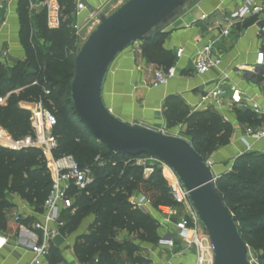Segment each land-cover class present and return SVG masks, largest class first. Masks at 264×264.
Returning <instances> with one entry per match:
<instances>
[{"label":"trees","instance_id":"obj_1","mask_svg":"<svg viewBox=\"0 0 264 264\" xmlns=\"http://www.w3.org/2000/svg\"><path fill=\"white\" fill-rule=\"evenodd\" d=\"M46 2L48 0H39ZM62 9L61 26L49 30L45 13L39 14V33L48 47H41L32 38V22L27 0H20V42L25 61L11 70L0 63V98L11 94L7 105H0V127L14 139L33 135L31 114L20 103L42 102L54 115L57 124L53 134L58 140L55 159L73 156L80 169L89 168L93 179L83 189L72 186L67 198L75 201L61 215L64 236L74 233L84 219L93 215L94 223L87 234L74 244V253L80 264H118L115 255L126 252L133 264H151L141 257L140 248L130 241L119 242L117 231L125 230L141 243L158 244L159 222L130 203L132 194L140 189L154 194L153 208L175 206L161 170H155L147 179L142 177L140 166L125 165L128 156L112 153L80 122L71 101V81L74 62L78 54L77 31L73 25L76 0H57ZM257 22L247 21L243 28ZM264 41V34L261 35ZM164 34L142 42L141 52L160 70H168L175 56L163 48ZM264 53V44L262 47ZM264 79V78H263ZM19 90L18 93H14ZM163 114L167 129L185 126L183 133L197 153L207 162L219 148L229 145L233 128L212 110L191 112L176 96L166 99ZM242 124L260 126L264 120L254 112H238ZM100 162H96L97 158ZM145 158V156L140 157ZM216 189L239 226L249 249L256 253L257 264H264V154L246 153L234 161L230 173L219 177ZM52 188V174L42 152L26 149L20 152L0 147V231H16L30 227L31 218L11 223L6 210L13 208L7 193L16 194L34 205L37 213L43 208ZM49 264H65L58 248L49 245Z\"/></svg>","mask_w":264,"mask_h":264},{"label":"crops","instance_id":"obj_2","mask_svg":"<svg viewBox=\"0 0 264 264\" xmlns=\"http://www.w3.org/2000/svg\"><path fill=\"white\" fill-rule=\"evenodd\" d=\"M81 1L86 5V10L78 14L75 11L73 15V25L77 35L89 33L93 27L87 7L91 6L108 15L127 0H76V4ZM19 3L20 0H12L10 5L0 11V19L4 23L0 34L1 61L2 53L13 52L14 46L17 52L25 55L20 42ZM242 5V0H199L161 31V34L165 35L163 48L175 56L173 66L178 72V76L170 80L167 85L153 87L155 71L160 69L150 64L143 55L141 43L139 46L127 49L116 59L104 86L105 104L112 115L119 120L165 133L175 131L177 134L175 136L185 139H187L183 135L185 126L167 129L163 107L168 97L176 96L191 112L212 110L219 114L231 124L233 131L229 145L217 149L209 159L212 162L213 174L217 178L230 173L238 157L251 152L264 154V138L258 139L248 134V130L264 131V123L256 127L242 124L238 119V112L252 108L264 110V67L257 65L264 44L261 38L264 32L257 27V24L264 22V14L257 17L254 25L243 28L247 21L254 18L251 17L244 24L235 25L227 37L222 35L226 28V17ZM39 14L38 10L30 14L32 38L39 46L48 47L39 33ZM202 16H207V19L202 20ZM209 43L213 44L214 56L221 58L222 64L218 69L204 76H198L194 67L195 54L199 48ZM179 49H184V54L176 58ZM220 82L226 90L221 101L211 98L206 100L207 94ZM231 87H235L236 92L231 91ZM6 196L13 205V208L5 212L8 220L16 223L19 218H31L32 225L21 226L16 231L12 229L6 232L0 231L10 239L8 245L0 246V264H32L35 257L32 252L33 244L42 241L41 233L33 229V224L44 222L43 213H37L34 205L16 194L7 193ZM139 197L140 194L136 195L134 192L130 201ZM74 201V198L68 199L60 206V216L71 208ZM145 212L158 220L152 206L147 207ZM94 220L95 217L91 215L84 219L74 233L66 236L59 233L48 240L49 245L60 250L65 264H80L74 253V244L79 236L89 232ZM51 226L53 228L56 225ZM135 239L125 230L117 231L119 242L130 241L139 248H143L146 244L141 245V242ZM175 249H178L177 254L183 252L184 255H178L172 264L194 263V254L184 251L180 242ZM142 256L154 261L153 264H162L159 259ZM115 257L118 264H133L126 252L117 253ZM42 264H49L48 259H43Z\"/></svg>","mask_w":264,"mask_h":264},{"label":"water","instance_id":"obj_3","mask_svg":"<svg viewBox=\"0 0 264 264\" xmlns=\"http://www.w3.org/2000/svg\"><path fill=\"white\" fill-rule=\"evenodd\" d=\"M199 0H127L112 14H97L74 62L71 101L80 122L112 153L147 157L168 167L189 194L191 207L209 237L214 264H249V247L229 208L217 192L212 167L189 140L112 115L104 86L116 59L134 44L151 40ZM257 27L262 30L264 22Z\"/></svg>","mask_w":264,"mask_h":264},{"label":"built area","instance_id":"obj_4","mask_svg":"<svg viewBox=\"0 0 264 264\" xmlns=\"http://www.w3.org/2000/svg\"><path fill=\"white\" fill-rule=\"evenodd\" d=\"M242 1L243 5L232 11L226 17V28L222 33L224 37L229 35L230 30L235 25L244 24L247 19L264 14V0ZM11 2L12 0H0V11L4 10ZM27 2L30 14L37 10H43L45 12L46 26L49 30H57L60 28L62 9L57 0H48L46 2L27 0ZM84 10H86V5L82 1L76 4L77 14ZM89 18L93 21V26L98 23L97 14L90 13ZM201 19L206 20L207 16H202ZM3 27L4 23L0 19V34ZM262 31L264 32V27ZM213 47V44L209 43L197 50L194 66L196 75L204 76L221 66L222 59L214 56ZM7 54V52L2 53L4 57ZM183 54L184 49H179L176 53V58H180ZM257 65L264 67L263 52L258 56ZM154 76L153 87L157 88L167 85L170 80L178 76V72L176 67L172 66L166 71L156 70ZM230 90L236 92L235 87H231ZM225 91L222 82H220L212 92L207 94L205 99L208 100L211 98L219 102L225 95ZM2 103L3 101L0 100V105ZM25 110L31 114L30 122L33 135H27L21 139H14L5 129L0 127V147L15 152L26 149L39 150L45 157L51 171L52 188L43 208L44 222L33 224V229L41 233L42 241L33 244L32 252L35 257L32 264H42V260L48 254V240L59 235L60 229L64 226V221L61 220L60 216V206L68 200L67 191L72 186L83 189L92 181L93 174L89 168L80 169L73 156L68 155L60 159L54 158L53 153L58 147V140L53 134V128L56 126L57 121L54 115L44 108L42 102L31 104ZM251 110L259 119L264 120V110L260 108H252ZM248 134L258 139L264 138V131L248 130ZM143 160L153 159L147 157H129L124 163L125 165L141 166ZM96 162H100L99 157L96 159ZM206 164L212 167L210 160ZM161 166L162 176L167 182L169 193L175 202V206H159L157 209H154L159 215L157 221L159 222L161 236L158 241V246L173 251L178 242H180L184 251L194 254L195 261L193 264H214L213 249L209 237L191 207L188 192L168 167L163 164ZM149 171L152 173L154 169ZM130 203L140 210L151 206L150 199L144 195L131 200ZM52 224L56 226L52 228ZM9 243L10 239L8 236L0 233V246H6ZM178 255L183 256L184 253L181 252Z\"/></svg>","mask_w":264,"mask_h":264},{"label":"rangeland","instance_id":"obj_5","mask_svg":"<svg viewBox=\"0 0 264 264\" xmlns=\"http://www.w3.org/2000/svg\"><path fill=\"white\" fill-rule=\"evenodd\" d=\"M38 11L39 12H44L43 10H38ZM108 15H110V14H108ZM97 25H98V23L91 28L89 33L86 32L85 34L77 35V37H78V51L81 49V47L83 46V44L86 41V39L88 38V36L96 28ZM136 45L139 46V45H141V43L138 42V43L134 44L133 46H136ZM14 48H15V50L13 52L12 51L10 53L8 52L7 56H5V57L3 56V60L2 61L0 60V63L4 66V69L9 71L8 75H7L8 77L10 76V72H11L12 68L18 62L26 60L25 55H23L22 53L17 52L16 51V46H14L13 49ZM18 92H19V90H16L14 93H18ZM10 96H11V94H8L6 97L0 98V100L3 101L2 105H7ZM29 105H31V104L20 103L21 108H25V109H27ZM166 134L173 135V136L177 135L175 133V131L167 132ZM140 167L142 168V177L144 179H147L149 176H151V174H153L155 170H161V168H162L161 164H159L155 160H146V161L143 160L141 162V166ZM151 169H154V171L152 173H150V171H149ZM166 185H167V182H166ZM137 193H139L140 196L144 195L148 199H150L151 206L153 207V201H154L153 197H154L155 193H153L151 191H146L143 188L140 189L139 191L135 192L136 195H137ZM144 210L146 211V209H144ZM155 214L154 215L158 216V218H159V215L157 213H155ZM141 245H143V243H141ZM178 245H179V242H178ZM148 247H150V248H148ZM178 249H179V247H178ZM178 249H174L173 251H170L168 249H165V248H162V247L158 246V244H147L146 243L143 246V248H140V251H139L138 255H140L141 257H143L142 255H145V257H147V258L151 257V258H155V260L159 259L162 264H172V261L173 260L175 261L178 258L177 257L178 256V254H177L178 253ZM155 253H156V256H155ZM150 255H152V256H150ZM149 262L151 264H153L154 261L149 260ZM249 264H257V255H256V253H254L250 249H249Z\"/></svg>","mask_w":264,"mask_h":264}]
</instances>
